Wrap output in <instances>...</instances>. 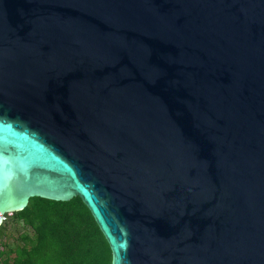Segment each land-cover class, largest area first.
I'll list each match as a JSON object with an SVG mask.
<instances>
[{
    "label": "water",
    "instance_id": "1",
    "mask_svg": "<svg viewBox=\"0 0 264 264\" xmlns=\"http://www.w3.org/2000/svg\"><path fill=\"white\" fill-rule=\"evenodd\" d=\"M34 196L111 264H264V0H0V224Z\"/></svg>",
    "mask_w": 264,
    "mask_h": 264
},
{
    "label": "trees",
    "instance_id": "2",
    "mask_svg": "<svg viewBox=\"0 0 264 264\" xmlns=\"http://www.w3.org/2000/svg\"><path fill=\"white\" fill-rule=\"evenodd\" d=\"M0 224V264H111V251L78 196H39L6 213Z\"/></svg>",
    "mask_w": 264,
    "mask_h": 264
}]
</instances>
